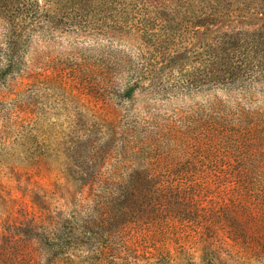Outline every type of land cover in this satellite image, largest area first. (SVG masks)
<instances>
[{
	"label": "rangeland",
	"instance_id": "374dc122",
	"mask_svg": "<svg viewBox=\"0 0 264 264\" xmlns=\"http://www.w3.org/2000/svg\"><path fill=\"white\" fill-rule=\"evenodd\" d=\"M1 263L264 264V0H0Z\"/></svg>",
	"mask_w": 264,
	"mask_h": 264
},
{
	"label": "trees",
	"instance_id": "16d2710c",
	"mask_svg": "<svg viewBox=\"0 0 264 264\" xmlns=\"http://www.w3.org/2000/svg\"><path fill=\"white\" fill-rule=\"evenodd\" d=\"M13 261V260H12ZM1 264H4V263H1ZM12 264V263H11Z\"/></svg>",
	"mask_w": 264,
	"mask_h": 264
}]
</instances>
